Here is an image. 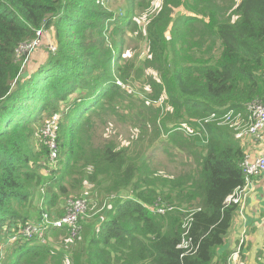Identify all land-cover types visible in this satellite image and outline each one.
Here are the masks:
<instances>
[{
    "label": "trees",
    "instance_id": "16d2710c",
    "mask_svg": "<svg viewBox=\"0 0 264 264\" xmlns=\"http://www.w3.org/2000/svg\"><path fill=\"white\" fill-rule=\"evenodd\" d=\"M134 1L115 13L106 0H0V264H227L240 204L226 199L245 185L247 137L205 120L234 109L247 121L246 103L264 98V0H164L157 12L148 0L139 64L105 41L134 22ZM41 28L52 29L56 50L22 73L17 51ZM143 68L153 70L149 90L135 101L123 85ZM157 100L159 108L146 107ZM117 107L140 115L141 152L98 132ZM53 115L50 163L39 131ZM148 138L171 163L153 165ZM85 184L92 196L81 194ZM81 196L115 198L104 219L89 206L74 235L63 226L47 240L1 237L28 220L30 206L38 220L60 216L48 211L58 199ZM254 264H264V246Z\"/></svg>",
    "mask_w": 264,
    "mask_h": 264
},
{
    "label": "rangeland",
    "instance_id": "374dc122",
    "mask_svg": "<svg viewBox=\"0 0 264 264\" xmlns=\"http://www.w3.org/2000/svg\"><path fill=\"white\" fill-rule=\"evenodd\" d=\"M128 0H106V8L109 11H113L115 13H118L125 9L126 3ZM154 6H157V12L164 0H152ZM193 1V0H191ZM135 15H134V22L131 24H121L124 25L123 33L122 35H117L114 38H110L106 35V43L113 45L114 42H116L117 49L115 51V56L119 54V56L122 53L123 58H128V60H135L138 64L144 60L146 55L148 54L147 51V41L145 40V24L146 22L151 18V7L149 5L148 0H135ZM176 13V10L172 13V16ZM185 13H189L186 11ZM38 37L34 38L31 41L23 43L20 48L17 51V57L22 62V73L24 72H34L36 70V67L42 63L48 56L49 51L54 52L56 50V43H54L52 37V29L45 30L44 28L36 31ZM112 34V32H111ZM120 40H122V45H119ZM33 42V43H31ZM31 43V44H29ZM53 43V44H51ZM28 44V45H26ZM121 48V49H120ZM151 69L143 68L137 75H132L129 79V83L123 85L125 88V92L131 96V98L135 101H138L142 99V90L143 88L147 91L149 90V85L146 83L148 81L147 72H150ZM153 71V70H151ZM154 72L158 74V72L154 69ZM106 75H103L104 77ZM92 79L96 78V75H93L91 77ZM102 79H100L101 81ZM122 100V104H123ZM162 103L160 101H147L145 104L146 107L151 108H159ZM68 106V103L64 100L60 103V109L66 110ZM119 107V105H118ZM116 108V112L114 113H106L104 115V123L101 124V128L98 130L99 133L103 134L106 139L110 140L111 138H114L116 141V146H123L128 148L130 151L132 149L136 151H142L143 143H144V137H141V132H144L143 129L138 128V118L140 115L135 113H129L127 109ZM47 122V121H46ZM57 123V119L55 121ZM55 124V123H54ZM57 138V133H56ZM45 143L46 139L43 137ZM42 140V138H41ZM57 140V139H56ZM153 140V138H148L147 141L149 144L147 147L145 146V155L149 157V154L152 156V163L153 165H160L161 163L169 164L171 163L168 159V154L161 151V150H153L152 147H149L150 142ZM43 141V140H42ZM243 141V140H242ZM246 142H250L252 144V147L255 146L254 143L250 138L245 139ZM254 151L256 152V147L254 148ZM50 163L53 161L49 160ZM47 162V164L49 163ZM41 173L43 176L48 177V169H42ZM250 182H248L249 184ZM247 184V185H248ZM83 189L81 190V194L84 193L85 195L88 194L89 196H92V186L89 184L83 185ZM122 196H126V191H121ZM72 197H69V199L63 198L58 199L55 203V206L53 208H50L48 211L60 214L59 212H63L67 203L69 204L72 200L70 199ZM83 200H86V208H89V206H92V208H95L94 214H98V218H105V213H102L105 209V206L108 205L115 196H112L110 199L105 200L103 202H100V200H96V198L91 197L90 199L92 202H90L86 197H76ZM40 202V201H39ZM40 207V204H39ZM41 209V207H40ZM86 211L82 214L84 215ZM37 214L33 211L32 206L29 207L28 210V220L23 224L25 225L28 222H40V219H37ZM23 225H18V230L15 229V226L9 227L6 230V233L4 235H1V237L4 238V242H12L14 238L17 236V232ZM76 228L79 229V227L76 225ZM6 229V228H5ZM78 229H76L78 231ZM14 236V238H13ZM46 236V235H45ZM44 236L43 240L47 238ZM22 237V236H21ZM13 238V239H12ZM48 239L51 240V238L48 236ZM4 255V249L3 246L0 247V256Z\"/></svg>",
    "mask_w": 264,
    "mask_h": 264
},
{
    "label": "built area",
    "instance_id": "2783aa9c",
    "mask_svg": "<svg viewBox=\"0 0 264 264\" xmlns=\"http://www.w3.org/2000/svg\"><path fill=\"white\" fill-rule=\"evenodd\" d=\"M33 43V42H31ZM29 43V44H31ZM28 45V44H26ZM246 111L248 120L245 121L243 114L229 109L222 115L212 112L205 121H215L217 125H228L234 130L236 138H250L254 143L258 144V151L255 154L247 153L243 163L245 173V185L238 189L236 193L227 197V201L240 204L242 206V192L251 177L261 175L264 172V98L246 103ZM56 119L57 115L46 122L40 128V137L44 144L47 145L49 151V160L53 161L57 157L58 145L56 142ZM55 123V124H54ZM46 139V143L43 139ZM72 201L65 207L64 212L60 216L43 212L40 222H28L19 229V235L23 238H38L43 240L49 228H59L63 226L71 227V235L76 232V222L79 216L86 211V200L80 198H70ZM162 211V210H160ZM82 213V214H81ZM245 233L241 234L238 245L233 251V255H237L241 246H244ZM230 264V263H229Z\"/></svg>",
    "mask_w": 264,
    "mask_h": 264
},
{
    "label": "crops",
    "instance_id": "0c3cea01",
    "mask_svg": "<svg viewBox=\"0 0 264 264\" xmlns=\"http://www.w3.org/2000/svg\"><path fill=\"white\" fill-rule=\"evenodd\" d=\"M247 139V138H245ZM247 153L252 155L258 151V144L243 140ZM242 206L239 208L233 227L225 244L229 249L227 264H254L256 252L264 246V172L252 178L242 192ZM245 233V245L237 255L233 251L238 245L239 238Z\"/></svg>",
    "mask_w": 264,
    "mask_h": 264
}]
</instances>
